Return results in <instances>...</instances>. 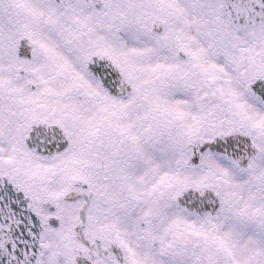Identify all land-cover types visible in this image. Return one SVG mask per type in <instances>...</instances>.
<instances>
[{
  "label": "snow or ice",
  "instance_id": "snow-or-ice-1",
  "mask_svg": "<svg viewBox=\"0 0 264 264\" xmlns=\"http://www.w3.org/2000/svg\"><path fill=\"white\" fill-rule=\"evenodd\" d=\"M0 264H264V0H0Z\"/></svg>",
  "mask_w": 264,
  "mask_h": 264
}]
</instances>
